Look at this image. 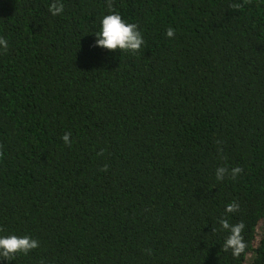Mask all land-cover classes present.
Returning <instances> with one entry per match:
<instances>
[{
    "label": "trees",
    "instance_id": "1",
    "mask_svg": "<svg viewBox=\"0 0 264 264\" xmlns=\"http://www.w3.org/2000/svg\"><path fill=\"white\" fill-rule=\"evenodd\" d=\"M53 2L0 0V235L40 242L0 264H264V0H113L136 54L92 47L107 0Z\"/></svg>",
    "mask_w": 264,
    "mask_h": 264
},
{
    "label": "clouds",
    "instance_id": "2",
    "mask_svg": "<svg viewBox=\"0 0 264 264\" xmlns=\"http://www.w3.org/2000/svg\"><path fill=\"white\" fill-rule=\"evenodd\" d=\"M249 0H243V3H248ZM243 4L232 3L229 5V8L239 9ZM107 8L109 10L108 15H105L101 21V30L94 33L96 40L92 47H99L101 49H107L109 52L115 51H126L136 54L144 46L145 41L141 32L138 29V25L135 23H126L121 15L115 11L113 8V0H107ZM49 11L53 16L60 15L64 11L63 3L53 2L49 6ZM166 35L169 38H174L175 30L172 27H169L166 30ZM9 45L7 40L4 37H0V48L4 52H7ZM71 133H65L62 137L64 143L68 146H71ZM219 143V141L217 142ZM0 145V149H2ZM222 153V149H219ZM97 155H103V150L97 153ZM4 156V152L0 150V158ZM226 159V157H222ZM101 171L107 172L108 165L105 164ZM243 172V169L239 166L229 169L227 166L217 167L215 170V177L217 181H223L225 178L235 179L239 174ZM240 205L233 201L226 205L225 208V218L219 220V224L222 230L226 231L228 235L225 238V241L222 245V249L225 252L231 251V254L234 258H240L242 254L245 258H248L251 253L247 250L249 248V243L245 240L243 235L246 225L243 221H240L236 224H230L226 218L227 214H233L238 212ZM5 229L0 227V233L4 232ZM212 231H216L213 228ZM256 231L258 233L257 240L264 235V229L260 225L257 226ZM40 247V242L37 239H34L28 235L18 236L15 234L10 235H0V259L6 261H13L18 254L28 255L29 252ZM149 255H151V249L146 250ZM40 264H44V261L41 260Z\"/></svg>",
    "mask_w": 264,
    "mask_h": 264
},
{
    "label": "rangeland",
    "instance_id": "3",
    "mask_svg": "<svg viewBox=\"0 0 264 264\" xmlns=\"http://www.w3.org/2000/svg\"><path fill=\"white\" fill-rule=\"evenodd\" d=\"M258 225H260L261 228L263 229V228H264V220H261V221L258 223Z\"/></svg>",
    "mask_w": 264,
    "mask_h": 264
}]
</instances>
